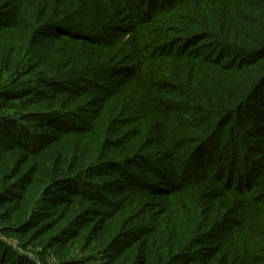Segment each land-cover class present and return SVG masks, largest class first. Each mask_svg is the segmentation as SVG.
<instances>
[{
	"label": "trees",
	"instance_id": "16d2710c",
	"mask_svg": "<svg viewBox=\"0 0 264 264\" xmlns=\"http://www.w3.org/2000/svg\"><path fill=\"white\" fill-rule=\"evenodd\" d=\"M0 206L51 242L0 264L75 226L107 264H264V0H0Z\"/></svg>",
	"mask_w": 264,
	"mask_h": 264
},
{
	"label": "rangeland",
	"instance_id": "374dc122",
	"mask_svg": "<svg viewBox=\"0 0 264 264\" xmlns=\"http://www.w3.org/2000/svg\"><path fill=\"white\" fill-rule=\"evenodd\" d=\"M37 48L36 46L34 49ZM51 93V92H50ZM26 99H21V100H28V97H25ZM20 100H17L15 97H10L9 100L5 101L4 104H7L8 112L10 114H16L17 110L15 111V107L17 103ZM43 102V101H42ZM43 104V103H42ZM53 105H50V107ZM49 107V106H48ZM66 108V109H71L75 108L73 106V103L69 100L68 96H62V99L54 105L52 108ZM41 108H46L44 104L41 106ZM79 108V106H78ZM91 112V110L88 112V114ZM35 130H39L36 128ZM140 201V206L143 205V202L145 201L144 198H138ZM11 203V202H8ZM6 207L11 208L10 211L15 213V206L13 204L9 205L6 204ZM4 207V208H6ZM103 210V209H100ZM59 209L55 208L54 206H48L46 207V212L48 213V217L45 219L46 223H49V225H54L57 224V226H62L64 225L63 222H59L57 218ZM4 214L2 212V207L0 206V215ZM147 213H143L142 218L146 215ZM141 217L138 220H131L127 223L122 224V228L124 230H127L128 228L134 230L137 229L138 227L143 226L142 222L140 220L142 219ZM74 234L76 235V239H72L69 241L68 245L65 246L64 249L60 250H51L48 251V255L45 256L44 260L46 261V264H59V259L58 257H61L63 252L65 255L63 256L67 260H71L74 262V264H107L105 261V257L103 254H101L100 250L103 248H100V244L98 243L95 235L89 234L87 230H82L80 231L79 226H75L72 228ZM81 235L78 236V234ZM46 233H40L39 231H34V229H29L25 230L24 232L21 233L19 236H5V235H0V243L4 244L8 250H11L12 252H15L16 254L20 255L21 257L24 258H32L34 256L35 252H38L39 249H42L46 244H51L49 239L46 237ZM38 249V250H37ZM57 254V255H55ZM36 257V256H34ZM85 258H88L89 261L88 263L82 262V263H77L81 260H84ZM37 260V258H35ZM38 264H43L42 260H37Z\"/></svg>",
	"mask_w": 264,
	"mask_h": 264
}]
</instances>
